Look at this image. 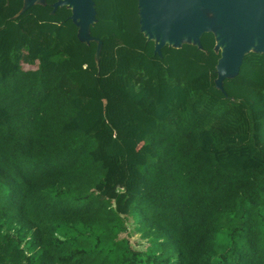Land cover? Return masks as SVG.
Here are the masks:
<instances>
[{
    "label": "trees",
    "instance_id": "16d2710c",
    "mask_svg": "<svg viewBox=\"0 0 264 264\" xmlns=\"http://www.w3.org/2000/svg\"><path fill=\"white\" fill-rule=\"evenodd\" d=\"M57 1L0 0V264H264V54L222 92L213 32L94 0L98 52Z\"/></svg>",
    "mask_w": 264,
    "mask_h": 264
},
{
    "label": "water",
    "instance_id": "95a60500",
    "mask_svg": "<svg viewBox=\"0 0 264 264\" xmlns=\"http://www.w3.org/2000/svg\"><path fill=\"white\" fill-rule=\"evenodd\" d=\"M45 0H26L25 10ZM67 7L79 28V39H97L90 28L97 21L94 0H58L54 9ZM140 32L155 42L162 56L166 46L184 44L201 47L202 36L213 32L221 58L216 70V87L224 91V81L237 77L243 60L251 52L264 54V0H138ZM101 49L102 41L97 40Z\"/></svg>",
    "mask_w": 264,
    "mask_h": 264
},
{
    "label": "rangeland",
    "instance_id": "374dc122",
    "mask_svg": "<svg viewBox=\"0 0 264 264\" xmlns=\"http://www.w3.org/2000/svg\"><path fill=\"white\" fill-rule=\"evenodd\" d=\"M42 1V0H41ZM68 10H70L68 8ZM71 11V10H70ZM141 25H140V16L137 15L132 19V30L133 32L140 31ZM28 68V67H26ZM121 237L129 238L130 242L133 244V246L138 250H144L145 249V241L141 239L139 234L131 235L129 233L121 234Z\"/></svg>",
    "mask_w": 264,
    "mask_h": 264
}]
</instances>
